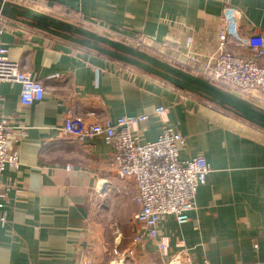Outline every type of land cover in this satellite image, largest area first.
<instances>
[{
    "label": "crops",
    "instance_id": "crops-1",
    "mask_svg": "<svg viewBox=\"0 0 264 264\" xmlns=\"http://www.w3.org/2000/svg\"><path fill=\"white\" fill-rule=\"evenodd\" d=\"M17 1L129 42L141 34L146 50L178 58L168 45L182 43L186 30L213 40L225 8L238 12L241 33H264V0ZM2 40L8 57L44 85V95L21 106L19 84H0V116L27 126L14 145L19 167L1 174L7 222L0 226V264H107L114 247L124 258L115 264H166L183 248L193 264H264L263 130L20 25H6ZM158 106L166 108L160 116L136 127L139 139L154 140L171 126L185 140L179 157L202 155L210 166L189 220L178 224L169 215L161 224L165 251L151 239L133 241L141 230L133 185L109 166L113 146L100 136L76 141L58 129L68 112L91 122Z\"/></svg>",
    "mask_w": 264,
    "mask_h": 264
},
{
    "label": "built area",
    "instance_id": "built-area-1",
    "mask_svg": "<svg viewBox=\"0 0 264 264\" xmlns=\"http://www.w3.org/2000/svg\"><path fill=\"white\" fill-rule=\"evenodd\" d=\"M238 18V12L225 8L219 17V27L213 40L203 33L186 30L182 43L176 47L168 45L181 58L161 50L158 56L245 98H260L264 106V33L256 30L241 33ZM8 24L0 18V84L18 83V102L21 106H28L42 100L44 85L8 57V47L2 40V33ZM129 43L146 48L141 34ZM165 109L158 106L147 113L124 114L115 119L100 116L91 122L73 117L68 112L58 127L61 134L76 141L100 136L113 146L109 166L118 177L133 185L132 198L137 207L134 219L141 224V230L134 235L133 241L151 239L161 251L166 248L161 236V224L169 215L178 224L189 220L190 211L196 207L197 188L205 182L210 170L209 163L202 155L184 159L179 157L185 140L171 126L165 125L154 140L139 139L136 127L151 116H160ZM26 130V125L14 122L10 116H0V226L7 222L2 204L7 187L1 183V174L6 167L12 170L19 167L14 145ZM112 252L115 262L124 260L117 247ZM166 264L193 262L183 248L172 255Z\"/></svg>",
    "mask_w": 264,
    "mask_h": 264
},
{
    "label": "water",
    "instance_id": "water-1",
    "mask_svg": "<svg viewBox=\"0 0 264 264\" xmlns=\"http://www.w3.org/2000/svg\"><path fill=\"white\" fill-rule=\"evenodd\" d=\"M0 18L116 60L264 131V106L125 40L14 0H0Z\"/></svg>",
    "mask_w": 264,
    "mask_h": 264
},
{
    "label": "rangeland",
    "instance_id": "rangeland-1",
    "mask_svg": "<svg viewBox=\"0 0 264 264\" xmlns=\"http://www.w3.org/2000/svg\"><path fill=\"white\" fill-rule=\"evenodd\" d=\"M14 1H17V0H14ZM17 2H19V1H17ZM21 3V2H20ZM35 8V7H34ZM4 20V19H3ZM4 21H6V20H4ZM7 23H11V22H9V21H6ZM126 41V40H125ZM130 45H132L131 43H129ZM137 47V46H136ZM142 50H145V51H147V52H150L149 50H146V49H143V48H141ZM150 53H152V54H154V55H157L158 56V54H155V53H153V52H150ZM237 94H239V93H237ZM247 99H249V100H252V101H254V102H256L257 104H259V105H262L261 104V100H260V98H256V99H250V98H248L247 97ZM263 106V105H262ZM111 258V259H110ZM109 258V262L108 263H110V264H115L114 262V259L112 258V257H110ZM112 260V263L110 262ZM107 263V262H106ZM107 263V264H108Z\"/></svg>",
    "mask_w": 264,
    "mask_h": 264
}]
</instances>
